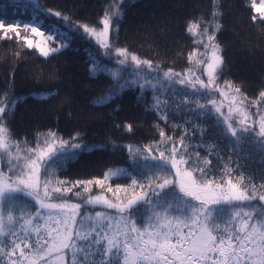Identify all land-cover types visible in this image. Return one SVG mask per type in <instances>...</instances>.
<instances>
[{"label": "snow or ice", "instance_id": "snow-or-ice-1", "mask_svg": "<svg viewBox=\"0 0 264 264\" xmlns=\"http://www.w3.org/2000/svg\"><path fill=\"white\" fill-rule=\"evenodd\" d=\"M33 3L36 12L27 21L0 10V40H23L45 58L69 47L71 31L94 40L114 65L91 58L90 76L111 80L94 106L136 92L156 116V136L137 145L110 138L92 143L82 132L64 139L51 129L37 133L34 143L17 138L10 122L24 97L11 91L10 81L0 92V264H264V179L257 182L243 164L253 153L264 164V91L249 103L240 86L220 80L226 65L217 40L223 28L218 0L208 19L185 24L198 47L180 71L114 43L126 0L106 6L100 27ZM251 8L258 14L252 22L264 26V0H252ZM52 16L61 23L50 22ZM114 126L135 131L127 122ZM109 144L127 151L126 166L90 179L61 176ZM94 187L100 192L92 194Z\"/></svg>", "mask_w": 264, "mask_h": 264}, {"label": "trees", "instance_id": "trees-1", "mask_svg": "<svg viewBox=\"0 0 264 264\" xmlns=\"http://www.w3.org/2000/svg\"><path fill=\"white\" fill-rule=\"evenodd\" d=\"M37 2L46 9L69 16L71 21L99 26L106 6L119 0ZM251 3L252 0H218L217 5L223 12V28L217 40L226 65L220 80L230 79L240 86L250 98L249 103L260 99L259 93L264 91V26L258 21L252 22L251 17L258 14L253 12ZM0 10L8 19L27 21L35 14L36 4L33 0H0ZM123 10L114 43L141 58L160 63L164 69L171 67L180 71L190 66L187 56L198 47L193 43V37L185 33V24L189 18L201 15L208 19L212 0H126ZM50 22L61 23L54 16L50 17ZM29 36L36 42L44 39L34 34ZM96 50L94 44L75 31L69 32V47L48 58L40 56L35 48L29 50L23 40L19 43L0 40V92L6 91L11 81V91L24 97L10 122L17 138L27 137L34 143L37 133L51 129L64 139L82 132L92 143H104L110 138L118 144L137 145L146 144L156 136L153 128L156 116L146 112L137 102L136 92L127 91L106 106H94L93 102L107 90L111 80L105 74H99L97 78L90 76L91 58L114 66L102 59ZM49 91L53 92L52 96L46 100L40 98ZM145 95L150 96V93ZM250 111L255 113L256 108L251 107ZM125 122L133 125L134 133L114 126ZM166 130L171 132L170 128ZM127 159L126 150L114 151L109 144L105 151L82 157L61 176L69 180L99 177L108 167L126 166ZM258 160L259 156L253 153L251 159L243 161L244 171L252 174L257 182L264 179V164ZM118 182L126 184L129 181L121 179ZM99 192L100 189L94 187L92 194Z\"/></svg>", "mask_w": 264, "mask_h": 264}, {"label": "rangeland", "instance_id": "rangeland-1", "mask_svg": "<svg viewBox=\"0 0 264 264\" xmlns=\"http://www.w3.org/2000/svg\"><path fill=\"white\" fill-rule=\"evenodd\" d=\"M256 2H257V4L259 3V0H256ZM116 3V2H115ZM111 4H114V2H112ZM97 27H100V25L99 26H97ZM21 35L23 36V35H25L24 34V32H23V30L21 29ZM30 35V34H29ZM28 35V38L29 37H32V39L35 41V38L33 37V36H29ZM32 35V34H31ZM90 43H92V45L94 44V47L97 49L96 50V52L99 54V56L102 58V59H104V60H108L109 62H112L111 60H109L108 58H106V57H104L103 55H102V53H103V49H100L99 48V46L98 45H96L95 44V41L94 40H92V41H89ZM214 95L219 99V94L218 93H214ZM225 111H226V109H225ZM97 194V193H96Z\"/></svg>", "mask_w": 264, "mask_h": 264}]
</instances>
